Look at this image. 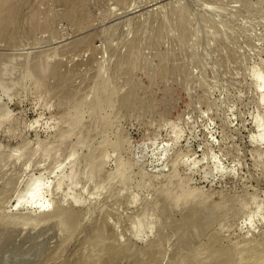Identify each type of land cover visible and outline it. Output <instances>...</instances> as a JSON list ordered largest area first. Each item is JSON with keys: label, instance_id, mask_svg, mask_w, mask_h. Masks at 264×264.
<instances>
[{"label": "rangeland", "instance_id": "obj_1", "mask_svg": "<svg viewBox=\"0 0 264 264\" xmlns=\"http://www.w3.org/2000/svg\"><path fill=\"white\" fill-rule=\"evenodd\" d=\"M14 1L0 264H264V0Z\"/></svg>", "mask_w": 264, "mask_h": 264}, {"label": "bare ground", "instance_id": "obj_2", "mask_svg": "<svg viewBox=\"0 0 264 264\" xmlns=\"http://www.w3.org/2000/svg\"><path fill=\"white\" fill-rule=\"evenodd\" d=\"M7 1V2H6ZM11 1H14V0H0V7H2V5L3 6H5V7H8V6H10L11 5ZM19 1V0H18ZM8 2H10V4L8 3ZM15 2V4H16V2L17 1H14ZM6 3H8V5L6 4ZM13 5V4H12ZM11 5V6H12ZM10 6V7H11ZM15 6V5H14ZM10 7H8V8H5V9H8V10H11L10 9ZM4 9V8H3ZM2 8L0 9L1 11L0 12H3L2 14H0V16H3L4 14H6L7 13V11L8 10H3ZM12 9H14V8H12ZM3 10V11H2ZM15 10V9H14ZM14 10H11V12L12 11H14ZM4 11H6V12H4ZM10 12V11H9ZM11 15L13 14V13H10ZM10 14L8 13L7 15H5L6 17H3L4 18V22L2 21L3 20V18H0L1 20H0V25H3L5 22H7L8 21V18H9V21L11 22V16H10ZM14 14H15V12H14ZM8 15L10 16V17H8ZM6 18V19H5ZM33 20V19H32ZM44 21H45V19H43ZM43 21V22H44ZM32 21H30V23H31ZM2 23V24H1ZM7 23H9V22H7ZM7 23H5V24H7ZM5 24H4V26H5ZM10 24V23H9ZM9 24H7V26L9 25ZM32 24H33V22H32ZM45 25V24H44ZM50 25V24H49ZM4 26H3V28H4ZM10 26V25H9ZM45 26H47V25H45ZM6 28V27H5ZM45 28V27H44ZM0 29H2V28H0ZM47 29V28H46ZM5 30V29H4ZM6 30H9V29H6ZM1 31V30H0ZM5 32V31H4ZM3 32V33H4ZM7 32V31H6ZM9 33H10V31H9ZM1 34V33H0ZM4 34H6V33H4ZM11 34V33H10ZM10 34H7V38H9L10 37ZM2 36V35H1ZM4 37V36H3ZM11 37H12V35H11ZM41 61H39L38 62V60L35 62V67L37 66V67H39V66H42V67H44V68H46L45 66H43V65H45V64H42V62L40 63ZM36 63H38V65L36 64ZM33 65H31L30 67H32ZM3 67H5V66H3ZM36 67V68H37ZM59 68V67H58ZM57 68V69H58ZM1 69V68H0ZM32 69H35V68H33L32 67ZM56 68L55 69H53V68H51V71H55V70H57ZM60 69V68H59ZM58 69V70H59ZM2 72H3V69L1 70ZM1 72V73H2ZM8 72V71H7ZM49 72V71H48ZM52 75L51 76H49L48 75V77H53V79H54V76H55V78H57L56 77V71L55 72H50ZM49 73V74H50ZM60 73V71L58 72V74ZM7 74V73H6ZM57 74V75H58ZM59 76V75H58ZM62 76H64L63 74H62ZM59 79H61L60 77H58V80H56V79H54L55 81H58L57 83H59L60 81H59ZM59 85V84H58ZM56 86V85H55ZM54 86V87H55ZM91 169V168H90ZM119 175H121V173L119 174ZM120 178H118V180H119ZM31 182H32V180H31ZM30 182V183H31ZM45 185V184H44ZM43 185V186H44ZM46 186V185H45ZM41 183L39 182V181H35V182H33V184H32V186H31V188L27 191L28 192V196H27V199H28V201L29 202H31V201H34L35 200V198L37 199L40 195H41ZM24 192V191H23ZM40 198V197H39ZM34 199V200H33ZM173 201L174 202H185L182 198H181V196H179V197H177V198H173ZM18 204V203H17ZM39 204V203H38ZM39 205H41V203L39 204ZM19 206V205H18ZM244 206V205H243ZM59 210V209H58ZM57 209H55V207H51V206H49L48 204L47 205H44V207H42V208H40V210H39V212L41 213V214H46V215H52V216H50V217H53V215H55V214H57L58 211ZM29 212V211H28ZM38 212V213H39ZM57 212V213H56ZM29 213H31V212H29ZM24 215H27V214H24ZM58 216H59V213H58ZM104 222H105V220H104ZM198 222H200V221H198ZM213 255V254H212ZM224 255V254H223ZM230 256V254H227V256H226V260L228 259V257ZM215 258H218V257H215ZM230 260V259H229Z\"/></svg>", "mask_w": 264, "mask_h": 264}]
</instances>
